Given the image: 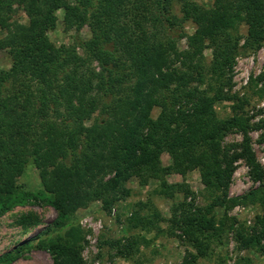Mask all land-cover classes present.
<instances>
[{
	"label": "trees",
	"instance_id": "16d2710c",
	"mask_svg": "<svg viewBox=\"0 0 264 264\" xmlns=\"http://www.w3.org/2000/svg\"><path fill=\"white\" fill-rule=\"evenodd\" d=\"M16 6L26 23L16 19ZM57 9L63 11L64 28L74 29L69 44L54 45L47 37ZM185 22L193 24L191 33L184 31ZM83 25L90 32L86 39L78 34ZM239 25L245 27L243 36ZM0 29V49L10 56L9 68L0 70V215L30 199L51 206L56 214L44 232L53 228L55 234L39 237L35 246L49 253L52 264H75L82 232L67 218L93 201L109 208L128 196L125 182L131 176L139 185L156 180L153 193L165 198L182 194L168 219L193 249L182 264L209 256L219 239L225 222L212 215L215 205L225 211L239 203L264 208V171L248 136L260 128L258 141L264 142V118L252 125L236 95L230 116L218 118L213 110L232 85L239 40L246 51L261 45L264 0H212L209 7L193 0H0ZM206 48L211 54L204 63ZM259 80L264 86V72L255 83ZM154 107L159 110L152 118ZM230 132H239L241 140L223 142ZM163 152L170 160L165 166ZM238 159L259 185L229 197ZM28 165L37 171L39 194L16 184ZM192 169L212 196L200 212L186 200L193 194L185 182L166 180L169 173L183 178ZM161 220L158 212L134 210L128 223L160 230ZM234 222L230 218L227 224L237 247L264 254V214L255 228ZM136 243L132 236L123 243L117 239L115 255L129 257ZM17 253L0 254V264ZM239 259L231 264H249L248 258Z\"/></svg>",
	"mask_w": 264,
	"mask_h": 264
},
{
	"label": "rangeland",
	"instance_id": "374dc122",
	"mask_svg": "<svg viewBox=\"0 0 264 264\" xmlns=\"http://www.w3.org/2000/svg\"><path fill=\"white\" fill-rule=\"evenodd\" d=\"M73 2V0H67ZM196 3L209 7L212 0H193ZM16 19L26 23L27 18L20 6H16ZM62 9L55 11L56 21L54 27L47 31V37L54 45L69 44L72 42L74 29H65L62 23ZM184 31L191 33L193 24L185 22ZM4 31L0 29V37ZM78 34L86 39L90 36L86 25L80 27ZM238 34H245V27L239 25ZM242 38L239 40L238 49L234 56V64L231 72V87L213 104V110L218 118H226L231 115L232 97L236 95L243 101L241 111L243 115L251 116L249 122L253 125L264 118V86L263 80L255 83V77L264 72V36L261 45L254 51H246L240 48ZM178 46L184 47V39H180ZM76 52H79L77 49ZM210 49L203 50L204 63L210 60ZM10 66V56L5 49H0V70H6ZM43 75H40L39 80ZM245 100V102H244ZM263 103V104H262ZM158 108H152L150 115L154 118ZM86 121L91 124V117ZM262 130L251 129L248 132L250 146L256 162L264 171V142H259V133ZM241 140L239 132H230L223 137V142L234 143ZM163 166L168 165L170 160L163 152L160 154ZM169 183L185 182L192 191L189 200L195 211H202L203 207L211 201L210 191L204 190L199 180L196 169L188 170L182 178L179 174L169 173L166 175ZM16 184L21 191L39 194L42 192L36 169L28 165L16 178ZM248 175V167L242 159L235 162V168L228 185V196H236L257 187ZM125 186L129 188V194L119 199L109 208H102L100 201H93L85 208L77 209L66 221L76 223L82 232L80 247L75 255V264H182L184 256L193 249L183 240L178 230L170 228L168 222L173 205L182 200L181 193H175L171 199L153 193L157 186L156 180H149L146 185H139L134 176L128 178ZM140 204V205H139ZM139 215H147V212H158L162 220L158 222L160 230H141L130 228L128 218L134 211ZM54 209L44 202L30 199L25 203L14 204L0 215V254L18 251L15 257L6 264H52L49 253L35 246L36 239L53 236L55 231L51 228L45 233V228L55 217ZM264 214V208L258 204H235L226 211L222 206L215 205L212 215L218 222L223 221L220 237L210 246L211 253L207 257L197 258L193 264H231L240 260V257L248 258L249 264H264V254L251 249H239L235 242L233 231L229 229L230 218L234 219V226L240 224L249 229L255 228L260 216ZM51 227V225H50ZM53 230V232H52ZM135 237L136 248L132 255L122 258L115 255L117 250L116 240L123 243V237ZM35 239V240H34ZM26 241V243H23ZM31 244L29 247L28 245ZM226 254V258L224 255Z\"/></svg>",
	"mask_w": 264,
	"mask_h": 264
},
{
	"label": "built area",
	"instance_id": "2783aa9c",
	"mask_svg": "<svg viewBox=\"0 0 264 264\" xmlns=\"http://www.w3.org/2000/svg\"><path fill=\"white\" fill-rule=\"evenodd\" d=\"M263 104V103H262Z\"/></svg>",
	"mask_w": 264,
	"mask_h": 264
}]
</instances>
